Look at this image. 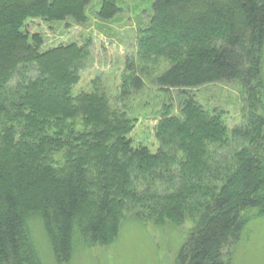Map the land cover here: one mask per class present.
I'll use <instances>...</instances> for the list:
<instances>
[{
	"label": "trees",
	"instance_id": "16d2710c",
	"mask_svg": "<svg viewBox=\"0 0 264 264\" xmlns=\"http://www.w3.org/2000/svg\"><path fill=\"white\" fill-rule=\"evenodd\" d=\"M213 1L155 0L112 97L101 75L73 93L94 61L91 40L45 48L25 28L32 18L84 24L89 0H0V264H43L36 218L69 263L76 246L112 243L128 213L157 225L192 219L175 264H231L224 249L251 210L264 214V0ZM120 9L104 0L98 16ZM147 79L182 92L238 82L242 117L230 127L194 96L176 113L164 99L153 152L113 103Z\"/></svg>",
	"mask_w": 264,
	"mask_h": 264
},
{
	"label": "rangeland",
	"instance_id": "374dc122",
	"mask_svg": "<svg viewBox=\"0 0 264 264\" xmlns=\"http://www.w3.org/2000/svg\"><path fill=\"white\" fill-rule=\"evenodd\" d=\"M103 1L89 0L88 20L84 24H78L72 19L46 21L32 18L25 26L29 34L42 35L45 48L91 40L94 61L82 73L81 81L75 85V94L81 90H90L92 80L98 75L102 76L103 82L111 89L112 97L120 93L127 59L136 53L138 31L140 26L149 22L155 2L118 0L120 11L111 19H103L98 16ZM224 1L225 3L223 0L213 2H222L224 6L232 7V2ZM185 90L186 92L178 88L159 90L154 82L147 79L142 88L134 89L122 103L113 102L115 106L126 109L130 116L137 118L130 133L135 144L147 145L153 152L157 151L159 143L155 136V126L160 118L164 99L172 102L176 113L184 97L191 95L209 111L221 112L228 126L233 127L240 121L244 105L240 83L214 82ZM248 215L250 218L241 239L224 249L225 259L231 264H264V214L259 215L258 210L253 209ZM193 226L191 218L186 219L182 225H157L152 220H142L128 213L123 219L119 235L112 243L92 247L76 246L72 260L69 263H59L42 223L37 218L31 223L43 264H175L178 252L188 240Z\"/></svg>",
	"mask_w": 264,
	"mask_h": 264
}]
</instances>
